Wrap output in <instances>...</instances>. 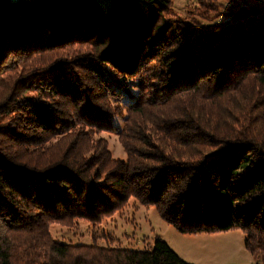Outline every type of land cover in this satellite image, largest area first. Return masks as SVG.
I'll list each match as a JSON object with an SVG mask.
<instances>
[{"label": "trees", "instance_id": "trees-1", "mask_svg": "<svg viewBox=\"0 0 264 264\" xmlns=\"http://www.w3.org/2000/svg\"><path fill=\"white\" fill-rule=\"evenodd\" d=\"M226 2L190 29L171 0H0V264H194L48 229L130 197L180 232L241 228L264 264V0ZM123 107L125 159L90 133Z\"/></svg>", "mask_w": 264, "mask_h": 264}, {"label": "rangeland", "instance_id": "rangeland-1", "mask_svg": "<svg viewBox=\"0 0 264 264\" xmlns=\"http://www.w3.org/2000/svg\"><path fill=\"white\" fill-rule=\"evenodd\" d=\"M227 0H171V15L186 18L190 29H195L204 24H212L222 19L221 14L227 5ZM247 1V0H244ZM207 22V23H206ZM209 26V25H208ZM81 48L91 49L88 44L71 45L67 52L73 51V56L80 53ZM131 91L136 92L132 85ZM109 91V89H108ZM112 92L117 93V90ZM35 93V92H34ZM124 95V93H122ZM264 94V92H263ZM113 95V93H112ZM111 96V95H110ZM129 95L122 98L123 104L128 103ZM111 103L115 106L118 99L111 96ZM259 115H264V102ZM122 115H113V125L116 130L91 129L93 140L102 139L106 142L112 157L127 158V151L121 141L119 130L124 126L126 107ZM122 116V117H121ZM74 134L69 135L73 137ZM59 138L65 135L59 134ZM50 146L52 143L50 142ZM91 153L88 151L87 154ZM51 235L66 242H96L102 245L110 243L116 246L129 248H142L153 243L156 237L167 242L182 259L194 264H260L258 255L250 252L244 245L245 234L241 228H232L224 231L212 232H180L171 223L164 220L153 205H145L134 197L113 213L103 216L97 222L85 218L73 219L71 224L51 222L49 225Z\"/></svg>", "mask_w": 264, "mask_h": 264}]
</instances>
